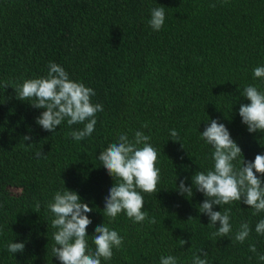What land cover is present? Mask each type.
<instances>
[{"label":"trees","instance_id":"16d2710c","mask_svg":"<svg viewBox=\"0 0 264 264\" xmlns=\"http://www.w3.org/2000/svg\"><path fill=\"white\" fill-rule=\"evenodd\" d=\"M154 7L165 10L159 31L148 23ZM49 62L92 88L91 102L103 105L93 133L80 141L69 133L84 124L65 120L54 133L46 131L36 123L44 109L16 96L14 88L25 80L47 77ZM260 66L264 0H0V264H60L52 253L57 229L48 204L67 189L93 209L87 214L90 250L102 223L123 237V246L101 264H160L169 255L192 264L194 255L205 258L202 249L207 264H264L258 258L264 235L255 232L264 211L253 215L243 201L214 205V211L230 209L232 232L213 237L219 221L212 226L199 212L206 197L192 184L197 171L214 170V148L201 136L212 119L242 149L236 168L243 157L264 154V133L248 132L239 115L240 105L250 102L241 96L245 87L264 92V78L253 75ZM136 131L150 136L158 153L157 192L141 193L142 210L155 223H135L124 212L115 220L103 215L104 199L119 181L98 155L119 135L132 140ZM37 151L44 153L39 159ZM181 180L193 188L191 197L178 192ZM241 222L250 235L234 242ZM12 242H23L24 251L9 253Z\"/></svg>","mask_w":264,"mask_h":264},{"label":"clouds","instance_id":"9594fccd","mask_svg":"<svg viewBox=\"0 0 264 264\" xmlns=\"http://www.w3.org/2000/svg\"><path fill=\"white\" fill-rule=\"evenodd\" d=\"M223 2L226 3L227 0ZM210 7H216V4L213 3ZM148 23L154 31L161 30L165 23L164 8H152ZM253 75L255 78H264V66L256 67ZM7 86L9 85L5 83L4 87ZM14 89L18 99L33 101L30 102L33 107L44 109L36 117L37 125L44 130L54 133L57 126L65 120L69 126L84 124L81 130H73L69 133L76 141L93 133L96 125L95 115L103 111L102 104L91 102L95 91L83 83L70 80L66 70L54 62H49L46 78L27 79ZM241 96L250 101L242 103L239 107L242 123L247 126L250 133H264V92L259 91L254 85H249L243 89ZM143 127H148L147 123ZM170 136L172 140L179 141V133L175 129L170 131ZM201 136L214 148L212 153L214 170H209L207 173L197 171L192 177L193 186L206 197L200 204L199 212L208 215V224L212 226L216 227L219 221L220 226L212 233L213 237H229L232 232L230 209H224L223 212L214 211L213 206L222 207L234 201H243L254 209L253 215L264 211V182L261 180V177H264V154H257L253 161H245L243 157L242 166L236 168L233 162L243 154L242 149L223 123H219L216 119L210 120L201 132ZM23 139L28 141L31 137L25 135ZM149 141L150 136L141 131H136L132 140L126 134H121L118 142L111 143L98 155L108 174L114 178V181H119L113 183L104 199L103 215L110 220H115L121 212H124L135 223H142L146 219L149 223L156 222L155 218L148 217L142 210L144 198L141 193L157 192L160 181V170L156 167L158 153L148 143ZM140 145L143 146L139 147ZM34 155L39 159L44 153L37 151ZM177 190L186 197H191L193 194V188L186 186L184 180L179 182ZM48 208L55 217L51 221V226L57 229L53 233L55 243L52 253L60 264H101V259L111 260L113 248L120 249L123 246V237L116 230L102 223L94 230L95 250L89 249L87 229L92 224V220L87 214L93 209L82 201L77 192L69 189L63 192L57 191ZM250 232L249 224L241 222L239 230L232 239L234 242L243 243ZM255 232L264 235V219L256 224ZM184 243L186 241L182 239L181 245ZM24 248L23 242H12L7 245V251L12 254L22 253ZM249 251L253 253L257 251L254 243L249 245ZM201 252L205 258L194 255L192 264H207V252L203 249ZM258 258L264 261V255H259ZM160 264H177V258L171 255L161 256Z\"/></svg>","mask_w":264,"mask_h":264}]
</instances>
